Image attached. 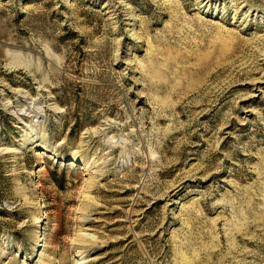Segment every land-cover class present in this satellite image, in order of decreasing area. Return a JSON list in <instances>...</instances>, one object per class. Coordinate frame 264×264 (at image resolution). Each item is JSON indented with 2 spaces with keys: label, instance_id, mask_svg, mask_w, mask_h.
<instances>
[{
  "label": "rangeland",
  "instance_id": "1",
  "mask_svg": "<svg viewBox=\"0 0 264 264\" xmlns=\"http://www.w3.org/2000/svg\"><path fill=\"white\" fill-rule=\"evenodd\" d=\"M0 264H264V0H0Z\"/></svg>",
  "mask_w": 264,
  "mask_h": 264
},
{
  "label": "bare ground",
  "instance_id": "2",
  "mask_svg": "<svg viewBox=\"0 0 264 264\" xmlns=\"http://www.w3.org/2000/svg\"><path fill=\"white\" fill-rule=\"evenodd\" d=\"M26 143H28V141H26L25 142V144ZM77 161H74V163H76ZM40 170H42V169H40ZM39 187V186H38ZM76 250H75V254L77 255V256H82V255H85V253L82 251V249H79V248H75Z\"/></svg>",
  "mask_w": 264,
  "mask_h": 264
}]
</instances>
